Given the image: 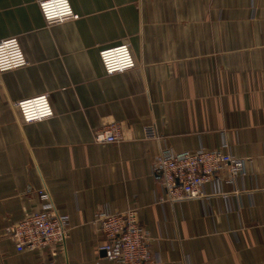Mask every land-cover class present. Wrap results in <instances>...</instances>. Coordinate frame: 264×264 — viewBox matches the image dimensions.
Wrapping results in <instances>:
<instances>
[{
  "label": "crops",
  "instance_id": "crops-1",
  "mask_svg": "<svg viewBox=\"0 0 264 264\" xmlns=\"http://www.w3.org/2000/svg\"><path fill=\"white\" fill-rule=\"evenodd\" d=\"M40 1L0 0V41L18 38L29 62L0 73V264H116L97 214L128 208L158 264H264V0H69L78 18L51 26ZM121 44L137 67L109 76L100 52ZM42 95L54 117L24 124L16 103ZM108 123L124 141L95 144ZM225 143L246 178L159 201V153ZM44 188L70 217L67 251L20 253L4 229Z\"/></svg>",
  "mask_w": 264,
  "mask_h": 264
},
{
  "label": "built area",
  "instance_id": "built-area-1",
  "mask_svg": "<svg viewBox=\"0 0 264 264\" xmlns=\"http://www.w3.org/2000/svg\"><path fill=\"white\" fill-rule=\"evenodd\" d=\"M43 20L48 26L77 19L69 0H42L39 2ZM101 64L107 75H116L136 69L137 65L128 44L107 48L100 52ZM18 38L0 41V73L24 68L28 64ZM24 124L42 122L54 117V109L48 95L29 98L16 103ZM125 139L121 124L108 123L94 134V143L120 144ZM228 144L220 149L202 148L196 152L176 153L164 150L154 159L152 173L160 178L163 193L161 203H181L203 200L208 196L207 184L222 176L232 183L248 176L250 161L234 157ZM42 206L20 221L7 226V238L16 245L17 251L34 252L50 250L52 256L67 251L70 237V217L59 214L47 188L38 192ZM137 208L114 213L103 210L96 221L105 242L100 246L105 259L116 264H158L150 250V231L140 223Z\"/></svg>",
  "mask_w": 264,
  "mask_h": 264
},
{
  "label": "water",
  "instance_id": "water-1",
  "mask_svg": "<svg viewBox=\"0 0 264 264\" xmlns=\"http://www.w3.org/2000/svg\"><path fill=\"white\" fill-rule=\"evenodd\" d=\"M103 255H105V253H103Z\"/></svg>",
  "mask_w": 264,
  "mask_h": 264
}]
</instances>
